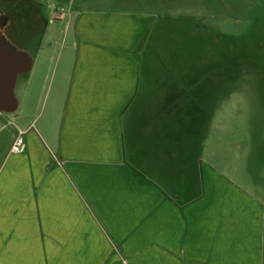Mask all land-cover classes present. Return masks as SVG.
Masks as SVG:
<instances>
[{"label":"crops","instance_id":"1","mask_svg":"<svg viewBox=\"0 0 264 264\" xmlns=\"http://www.w3.org/2000/svg\"><path fill=\"white\" fill-rule=\"evenodd\" d=\"M134 1L50 10L62 39L0 127V264H264V199L208 160L214 108L182 103L179 71L161 81L166 22Z\"/></svg>","mask_w":264,"mask_h":264},{"label":"rangeland","instance_id":"2","mask_svg":"<svg viewBox=\"0 0 264 264\" xmlns=\"http://www.w3.org/2000/svg\"><path fill=\"white\" fill-rule=\"evenodd\" d=\"M24 1L6 0V4L16 8ZM32 1L45 9L44 19L49 21L51 9L68 14L79 9L83 0ZM150 4L151 11L166 22L155 32L152 48V64L164 66L161 81L171 85L170 69L179 71L189 87L182 103H198L209 115L214 108L208 160L228 167L231 177L264 199V0H151ZM66 19H54L47 31L48 21H43L44 39L39 36L31 43L14 31L4 34L13 45L35 56L41 43L47 48L62 39ZM31 75L32 70L20 82ZM12 117L0 113V127ZM10 128L3 127L0 137L8 135Z\"/></svg>","mask_w":264,"mask_h":264},{"label":"water","instance_id":"3","mask_svg":"<svg viewBox=\"0 0 264 264\" xmlns=\"http://www.w3.org/2000/svg\"><path fill=\"white\" fill-rule=\"evenodd\" d=\"M0 16V26L6 22ZM34 56L8 40L0 28V113L13 114L20 107L18 84L22 76L30 73Z\"/></svg>","mask_w":264,"mask_h":264},{"label":"flooded vegetation","instance_id":"4","mask_svg":"<svg viewBox=\"0 0 264 264\" xmlns=\"http://www.w3.org/2000/svg\"><path fill=\"white\" fill-rule=\"evenodd\" d=\"M22 5L16 8L11 5V8L6 4V0H0V16H7L6 22L0 26L2 32L14 31L20 34L21 38L25 37L26 42L38 39L39 36L43 38L45 30L41 33L40 28L43 27V21L47 23L44 19L45 9L32 0L24 1Z\"/></svg>","mask_w":264,"mask_h":264},{"label":"built area","instance_id":"5","mask_svg":"<svg viewBox=\"0 0 264 264\" xmlns=\"http://www.w3.org/2000/svg\"><path fill=\"white\" fill-rule=\"evenodd\" d=\"M25 148V140L23 137V132L19 131L14 139V142L12 144V147L10 148L11 152H19V151H23V149Z\"/></svg>","mask_w":264,"mask_h":264},{"label":"trees","instance_id":"6","mask_svg":"<svg viewBox=\"0 0 264 264\" xmlns=\"http://www.w3.org/2000/svg\"><path fill=\"white\" fill-rule=\"evenodd\" d=\"M20 6H23V5H20ZM47 21H48V19H47Z\"/></svg>","mask_w":264,"mask_h":264}]
</instances>
